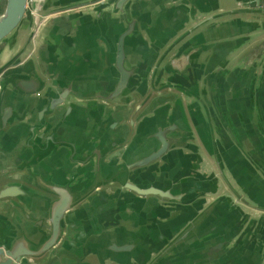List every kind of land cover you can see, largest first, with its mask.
Returning <instances> with one entry per match:
<instances>
[{
    "label": "water",
    "instance_id": "water-1",
    "mask_svg": "<svg viewBox=\"0 0 264 264\" xmlns=\"http://www.w3.org/2000/svg\"><path fill=\"white\" fill-rule=\"evenodd\" d=\"M140 1L0 0V134L12 117L10 99L6 96L9 94L8 85L11 87L10 93L16 90L37 101L31 111L32 120L26 128L28 145H35L34 149L42 133L46 132L47 116L57 114L62 104L75 102V99L97 98L122 103L125 114H129L137 98L143 97L145 101L153 92L155 97L149 106L159 104L162 107L155 111V115L162 120L163 110L169 104H176V109L182 106L181 94L167 91L171 87V77L164 78L161 71L157 76L154 72L150 76L134 74L124 66L127 36L136 32L137 18L132 9ZM162 1L170 6L162 15L157 16L158 21H168L171 25L165 30L168 37L176 40L172 47L178 44L184 48L176 47L175 51L169 53L168 47L161 54L158 62L165 59L162 66L164 73H173L183 64L185 68L191 59L193 67L194 64H200V68L206 71L214 69L218 73L204 78L207 88L203 86L201 96L186 87H176L186 98L190 97L189 104L193 111L187 115L182 107V119L187 123L188 130L184 132L179 126L172 128L176 123H165L158 127L152 134L154 145H150L144 156L129 164L123 161L135 138L129 141L128 147L122 145L116 152L122 160L120 163L116 161L113 164L114 156L106 161L101 150L93 149L92 156L89 154L77 159L82 167L78 180L74 182L70 179H64V183L53 182L42 173L35 172L37 169L33 171L29 165L26 166V173L20 175L12 167L5 166L0 172V264H66L64 258L72 257L65 248V242L71 235L75 210L92 193L111 183V179H116L120 185L139 196H153L169 203L167 207L172 209L175 205L170 202L177 199V195L172 193V187H140L125 175L133 167L159 164L171 148L183 144L181 140L185 136L190 137L196 149L198 146L194 140L199 137L213 160L217 178L228 187L235 197V203H243L264 214V37L259 39L264 34V0ZM107 8L111 13H119L126 25L116 39L114 65L119 78L113 89L107 93L90 95L79 90L73 91L67 86L53 94L31 61L43 29L57 19L98 17ZM200 14L201 19L195 25L177 35L183 30L181 22L187 18L195 21ZM242 62L248 64L243 65ZM8 73L10 75L7 79L5 76ZM56 82L54 79L49 85L56 86ZM147 84L151 85L150 93H147V87L142 89ZM192 85L195 87L196 82L192 81ZM196 111L201 112L196 114ZM228 120L230 126L227 125ZM143 121L141 119L139 122ZM133 123L131 119L130 124ZM173 131L177 138L171 134ZM216 136L221 144L217 143ZM32 140L35 143H31ZM50 148L47 147L48 150ZM71 149L75 151L74 147ZM39 156L41 153H35L30 163L38 161ZM109 162L117 170L113 175L105 177L104 171ZM117 166L125 168L121 177ZM229 177L233 179V184ZM29 191L36 195L33 197L36 202L27 197ZM225 197L219 195L209 200L193 218L178 227L170 238L161 235L163 246L151 257L139 261V264H261L264 236L255 232L259 229L256 224L260 221L254 226L251 222L242 231L245 218H239L233 207V211L228 210V206L233 204L226 203ZM33 209L35 214L30 216L29 212ZM241 210L240 215H249ZM179 211L182 209L179 208ZM2 215L8 221L4 222ZM217 231L220 232L219 236L214 233ZM237 234L236 242L248 244L260 241L257 242L253 262L235 251L238 246L231 241ZM127 246L115 248L125 250Z\"/></svg>",
    "mask_w": 264,
    "mask_h": 264
},
{
    "label": "crops",
    "instance_id": "crops-1",
    "mask_svg": "<svg viewBox=\"0 0 264 264\" xmlns=\"http://www.w3.org/2000/svg\"><path fill=\"white\" fill-rule=\"evenodd\" d=\"M169 6L162 0H142L132 9L137 18L136 32L127 36L124 66L134 74L143 73L150 76L154 72L157 76L161 71L164 78L171 77L173 80L171 79V87L167 91L181 94L182 106L179 105L176 109V104H169L168 108L163 110L164 120L159 118L155 115V111L162 107L158 106L159 104L149 106L150 101L155 97L149 89L150 84L142 87L143 90L147 87V93L151 92L149 98L145 101L143 97L137 98L133 106L131 105L133 110L129 114L128 111L126 112L128 115L125 114L122 103L97 98L75 99V102L62 104L57 114L47 116L46 132L42 133L34 149L35 145H32L33 147L28 145L29 135L26 128L32 120L31 111L37 101L32 96L16 90L10 93L11 87L8 85L9 94L6 96L10 99L12 117L0 134V172L5 166H10L17 175H20L26 173V166L29 165L33 171L37 169L35 172L42 173L53 182L64 183V179L74 182L78 180L82 167L77 159L89 154L92 156L93 149L101 150L106 161L110 156H114L113 164H116V161L120 163L122 160L116 152L122 145L128 147L129 141L135 138L125 155V162L123 161L124 164H129L144 156L149 151L150 145H154L155 138L152 134L158 127L165 123L166 125L176 123L172 128L179 126L184 132L188 130L187 123L182 119V112L183 108L187 115L193 111L189 104L190 97L186 98L176 90V87H186L201 96L203 86L207 88L204 78L217 72L214 69L206 71L199 67L200 64H194L193 67L191 59L185 68L183 64L173 73H164L162 66L165 59L158 62L161 54L168 47L169 53L175 51L176 47L184 49L178 44L172 47L176 40L168 37L165 30L171 25L168 21H158L157 16L162 15ZM108 9H104L98 17L93 15L72 20L57 19L43 29L31 61L35 63L50 92L53 94L60 92L67 86L73 91L79 90L90 95L107 93L113 89L119 78V72L114 65L116 39L126 25L119 13H111ZM200 19L201 14L195 21L187 18L181 22L180 26L183 30L177 35H181L185 29L192 27ZM262 37L264 34L259 39ZM242 64L248 63L242 62ZM10 73L5 76L7 79ZM197 76L199 78H195ZM164 78L161 80L164 81ZM54 79L57 81L56 86L49 85ZM192 81L196 82L195 87ZM210 103L212 107L213 104ZM137 105L139 106L136 109ZM131 119L134 120L133 125L130 124ZM141 119H144L142 123L139 122ZM112 121L115 123L112 124ZM227 125L230 126L229 120ZM190 127L193 128L191 124ZM171 134L176 137L174 131ZM216 141L221 144L217 136ZM181 142L183 144L171 148L159 164L133 167L128 169L125 175L128 180H133L140 187L156 186L162 189L172 187V193L177 195V199L169 202L175 206L171 209L167 207L169 203H164L153 196H139L120 185L116 179H111V183L92 193L75 210L71 235L65 242V248L72 257L64 258L66 264H139V261L151 257L163 246L161 235L170 238L174 231L188 219L193 218L205 203L219 195H225L226 203L233 204L231 207L228 206V210H232L233 207L239 218H245L242 231L250 226L251 222L254 226L260 221L256 224L259 229L255 232L264 236V214L254 211L243 203H235V197L228 187L217 178L213 160L199 137L194 140L197 149L192 146L188 136H185ZM31 143H35V140ZM48 146H51L49 150ZM71 147L75 148L74 152ZM35 153L39 155L41 153V156L32 164L31 158ZM93 161L94 158L91 163ZM108 165L104 171L105 177L113 175L117 170L112 162ZM117 168L121 172L119 177L123 176L122 172L125 168L123 169L122 166ZM229 180L233 184L231 177ZM35 196L32 191L27 193V197L36 202L37 200L33 198ZM179 208L182 211H179ZM241 209L249 215H240ZM34 214V209L29 212L30 216ZM2 217L4 222L8 221L6 216L2 215ZM233 229L234 226L231 227V230ZM214 233L217 236L220 234L218 231ZM237 237L238 234L231 241L238 246L235 251L253 262L257 242L260 241L243 244L240 241L236 242ZM122 245L128 246L125 250L115 248ZM260 251L262 252V247ZM260 261L264 264V241Z\"/></svg>",
    "mask_w": 264,
    "mask_h": 264
}]
</instances>
